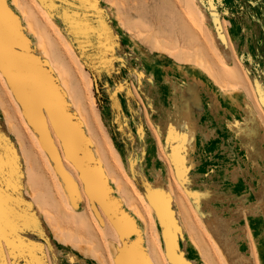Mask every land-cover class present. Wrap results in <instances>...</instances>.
<instances>
[{
    "label": "rangeland",
    "instance_id": "1",
    "mask_svg": "<svg viewBox=\"0 0 264 264\" xmlns=\"http://www.w3.org/2000/svg\"><path fill=\"white\" fill-rule=\"evenodd\" d=\"M103 4L136 47L132 56L125 51L126 58H140L145 51L154 54L155 39L177 53L185 52L187 46L183 32H197L203 38L206 35L204 39L197 38L200 44L208 47L216 44L219 48L227 61L225 64L222 62L224 84L229 88L236 87L240 93V108L235 105L222 108L214 97V87L203 88L198 84L201 80L208 84L205 78L191 71V75L196 77L194 86L180 73L179 94L187 96L196 91L204 107H196L197 118L200 117L199 138L195 146L186 138L181 141L180 150L185 159L178 161L175 144L167 142V132L162 142L153 129L156 146L150 131L138 119L139 102L131 95L130 84L125 81L129 67L124 65L113 70L108 66V52L101 54L100 66L84 65L49 13H43L37 5L31 8L24 0L21 3L27 7L28 19L35 23L48 46L60 56L56 65L69 83L74 109L80 111L88 126L105 171L122 186L120 206L136 220L142 232L143 225L131 213L132 209L138 208L148 221L151 230L145 234V243L151 263L172 264L169 249L174 250V245L164 240L160 226L158 209L162 206L174 226L173 232L187 236L191 244L187 251L195 260L193 264H219L208 244L207 225L217 233V228L208 221L210 217L216 218L224 231L228 226L225 217L233 218L240 225L249 223L254 230L253 239H258L262 248L258 259L253 244L254 264H264V0H104ZM208 29L215 38V44L206 31ZM149 58L155 56L150 55ZM159 58L177 64L181 71L189 70L188 65L168 56ZM210 66L217 67L212 61ZM114 72L116 74L109 80V75ZM199 111H202L200 115ZM1 113L0 109V135L6 139L15 138L17 142L21 136L11 135ZM154 116H150L153 123ZM127 120L137 123L136 126L130 129L128 126L126 130ZM16 123L20 127L21 122L16 120ZM18 149L21 159L16 165L11 188H21L26 177L37 200H44L40 215L49 227L47 219L53 223L64 221L70 226L74 222L75 229L80 228V232L86 235L87 245L103 250L107 259L105 264H115L112 255L114 259L118 258L120 251L115 247V239L108 235L113 226L108 222L102 226L97 218H90L84 204L81 211L64 209L70 216L63 215L54 187L46 180L45 164L39 155L32 148ZM124 153L131 154L129 160ZM58 156L54 150L53 157ZM79 182L83 186L81 179ZM112 187L110 185L111 193ZM42 193L44 197L40 198ZM151 205L154 212L150 211ZM241 209H244V215H241ZM101 230L104 239L100 237ZM64 232L69 233L68 230ZM73 238L79 241L78 235ZM176 252L182 256L179 250ZM81 254L100 264L93 254ZM226 259L229 264H249L244 254L234 260Z\"/></svg>",
    "mask_w": 264,
    "mask_h": 264
},
{
    "label": "bare ground",
    "instance_id": "2",
    "mask_svg": "<svg viewBox=\"0 0 264 264\" xmlns=\"http://www.w3.org/2000/svg\"><path fill=\"white\" fill-rule=\"evenodd\" d=\"M9 1L23 19L25 29L34 39L37 53L40 56H35L29 50L27 46L29 42L25 39L20 28H18L19 19L7 8L4 1L0 0V59L3 61V64H1L3 70L0 68V109L1 114L8 123V131L11 135L21 136L16 142L20 149L32 148L45 164L46 180L54 187L63 215L70 216L64 211L66 208L70 210L76 209L71 196L67 192V188L64 186L61 173L69 178H71L70 176H75L78 181L79 179L82 180L83 186L80 183L81 191L79 197L80 200H83L84 208L88 211L90 218H97L99 224L100 222L102 223V226H104L105 222L113 226V230L108 235L115 239L117 243L115 247L120 251L119 257L114 259L112 253L109 250L108 252L111 253L112 261L115 264H152L149 254H146L145 250L139 247V240L129 246L122 242L119 231L130 234L135 231L132 219L127 217L124 212L119 211V204L117 203L119 200L111 198L109 194L110 185H112V191L119 196L116 197L120 198L122 203V186L115 183L105 171L100 153L95 146L92 135L88 131V126L80 111L74 109L69 83L64 73L56 65L60 58L59 54L48 46L44 35L35 27V23L28 19L27 7L21 5L23 0ZM24 1L31 8L34 9L37 5L43 13L48 14L38 0ZM203 18L206 21L204 14ZM1 29L5 31V34L2 33L1 35ZM206 31L210 33V39H213L215 44V38L210 29ZM183 35L187 51L177 53L175 49L163 44L159 39H155L154 54L158 57L168 56L177 62L186 64L189 66L190 72L194 71L205 78L208 84H205L204 81V85L208 87L212 85L215 89L214 97L218 106L223 108L235 105L240 108L241 103L238 100L240 93L235 90L236 87L229 88L224 84L222 62L225 64L227 61L216 44H211V47L206 44H200L196 40L199 37H203L197 32L195 34L194 32L184 31ZM204 38H206V35ZM215 47L217 49L212 51ZM16 48L21 51H17ZM211 61L215 62L216 69L210 66ZM20 64H22V67ZM31 64H33L32 67ZM170 64L177 65L175 63ZM46 65L49 70L46 69ZM53 76H55V79ZM43 107L53 114L52 119L55 124H51L48 118L46 120V117L42 116L40 110ZM70 111L73 112L71 113ZM188 115V112L181 115V123L188 121ZM16 120L21 122L20 127L17 126ZM228 127L231 130L233 129L230 125ZM189 135L188 131H185L184 135L180 134L179 136L173 133L170 134L175 144L178 161L185 159L180 146L183 139H189ZM54 150L59 155L58 163L54 162ZM39 152L45 155V159L43 158L44 155ZM23 164L26 166L24 161ZM60 169L61 172L59 173ZM26 170L25 167V172ZM70 189H72V186H70ZM169 192L172 196L173 193L170 189ZM27 193L40 213L44 200H37L36 193L30 183L27 184ZM41 197H44V193L40 195ZM92 200L98 202L102 208H105L111 214L118 224V228L113 225L107 214L99 213L95 210ZM3 205V197L0 196V210L3 209ZM160 209L164 217H166L165 208L160 206ZM150 211L154 212L152 205ZM131 213L142 223L144 231L141 232L139 230V234L145 238V234H148V230H151V227L147 225L148 221H145L138 208L132 209ZM47 220L52 233L66 246L76 249L80 253H91L100 260V264H105L107 259H105L103 250L99 248L96 250L91 244L87 245L85 243L86 235L80 232V228L75 229L74 222L70 226L64 221L53 223L50 219ZM167 220L164 237L169 240L172 234L174 235V226L168 215ZM211 225L217 227L218 222L211 220ZM66 230L69 231L68 234L64 232ZM213 230L214 228L210 229L207 225L209 248L213 255L218 258L219 264H229ZM99 233L101 239H104L103 231L101 230ZM75 235H78L79 241L75 240V242L73 240ZM14 249H18V243L14 244Z\"/></svg>",
    "mask_w": 264,
    "mask_h": 264
},
{
    "label": "crops",
    "instance_id": "3",
    "mask_svg": "<svg viewBox=\"0 0 264 264\" xmlns=\"http://www.w3.org/2000/svg\"><path fill=\"white\" fill-rule=\"evenodd\" d=\"M3 1L13 15L19 19L18 28H20L25 39L29 42L27 45L29 50L35 56H40L37 53L31 35L25 29L23 19L11 6L9 0ZM38 2L63 31L84 65L100 66L101 54L108 52L110 53L108 66L113 67V70H115V67L124 65L129 67L125 81L130 84L131 95L139 102L136 112L139 116L138 119L142 121L144 128L150 131L149 133L155 141L153 129L159 134L162 142H164V134L167 132L169 140L167 142L172 145H174V141L170 136L171 133L179 136L180 134L182 135L183 131H188L190 135L189 139L186 140L195 146L196 140L200 135L198 127L200 117L197 118L196 107H204L203 102L196 91L187 94V96H181L178 92L180 73H182V77L185 80L189 82L191 80L194 86L197 83L195 75H191L189 70L181 71L179 66L167 63L166 60L159 58L153 53L147 54L146 51L145 54H140V58H126L125 51L127 50L128 55L132 56L136 47H133L132 40L124 32L125 30H121L120 26L116 25L108 7L103 4L104 0H38ZM2 33L5 34V31L1 29V35ZM16 50L21 51L18 48ZM150 55L155 56V58H149ZM91 56L95 57L91 58ZM1 64H3L2 59H0V68L3 70ZM20 66L22 67V64ZM46 69L49 70L47 65ZM115 74V72L114 74L111 73L109 80H112L111 78ZM53 77L55 79V76ZM198 84L202 85L203 88L205 87L202 80ZM70 112L72 113L73 111ZM126 112L129 113L128 110ZM186 112L189 114L188 121L181 123V115ZM201 112L199 111V115ZM40 113L46 117V120L48 118L51 124H55L52 119L53 114L47 109L41 108ZM151 115L154 116V123L153 117H150ZM136 124L127 120L125 122L126 130H128V126L130 129ZM46 145L49 146L48 144ZM155 145H158L157 141ZM124 155L126 160L131 157L130 153H124ZM20 159L21 156L19 155L15 138L6 139L0 135V196L4 200L3 209L0 210V264H98L92 258L84 256L79 251L63 245L55 239L47 222L37 211L34 202L27 194L26 177L21 188H11L16 165ZM58 161L59 156L54 158L55 163H58ZM23 173L25 176V171ZM61 177L76 210L81 211V206L83 207L84 202L79 197L81 191L80 182L75 176H70L71 178H69L61 173ZM70 186H72V189H70ZM109 194L111 198L119 200L114 192L111 193L110 191ZM117 203L119 204V211L124 212L127 217L132 219L129 216V212L123 206H120V201ZM92 205L99 213L107 214L113 225L118 228V224L105 208H102L98 202L93 200ZM158 210L161 230L164 233L168 220L164 217L162 210L160 208ZM244 213V209H241V215H244ZM224 219L225 223L228 224L227 229L225 231L222 230L218 223L215 236L223 249L225 257L229 260H234L244 254L249 264H254L253 244L257 251L258 259L262 248L259 240L253 239L254 230L252 226L250 227L249 223L246 226L240 225L233 218L225 217ZM211 220L217 221L216 218H208L210 225ZM132 221L134 222L133 226H135L134 232L130 234L119 231L122 242L129 246L139 240V247L145 250L147 254L145 238L142 236V239L141 234H139L141 228L135 219H132ZM172 236L169 240L164 237L168 244L174 245V250L173 248L169 249L172 264H193L195 260L189 256L187 251L191 248L187 236L183 234L179 236L175 233ZM16 243H18L17 250L14 249V244ZM176 250H179L182 256Z\"/></svg>",
    "mask_w": 264,
    "mask_h": 264
},
{
    "label": "water",
    "instance_id": "4",
    "mask_svg": "<svg viewBox=\"0 0 264 264\" xmlns=\"http://www.w3.org/2000/svg\"><path fill=\"white\" fill-rule=\"evenodd\" d=\"M48 149V148H47Z\"/></svg>",
    "mask_w": 264,
    "mask_h": 264
}]
</instances>
